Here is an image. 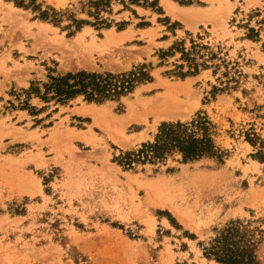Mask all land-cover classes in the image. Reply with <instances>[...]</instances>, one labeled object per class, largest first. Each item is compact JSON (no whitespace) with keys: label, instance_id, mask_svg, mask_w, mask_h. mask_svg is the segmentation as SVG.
<instances>
[{"label":"rangeland","instance_id":"obj_1","mask_svg":"<svg viewBox=\"0 0 264 264\" xmlns=\"http://www.w3.org/2000/svg\"><path fill=\"white\" fill-rule=\"evenodd\" d=\"M88 1L0 0V264H218L203 255L216 229L236 219L264 229V0L112 1L108 27L93 25ZM72 20L89 23L76 30ZM191 47L205 67L181 77ZM143 64L151 80L119 101L32 97L30 111L12 95L50 70ZM167 86L187 91L180 109L143 113ZM199 114L222 161L182 162L174 152L134 169L118 163L162 122Z\"/></svg>","mask_w":264,"mask_h":264},{"label":"trees","instance_id":"obj_2","mask_svg":"<svg viewBox=\"0 0 264 264\" xmlns=\"http://www.w3.org/2000/svg\"><path fill=\"white\" fill-rule=\"evenodd\" d=\"M119 2L123 8L130 5L156 7L157 1L153 0H89L87 13L95 19L94 26L108 27L107 19L102 17V12L110 11L111 2ZM159 9V8H158ZM48 12H42L41 18L47 19ZM53 23L58 19L53 17ZM77 30L87 21L72 20ZM247 36L254 34L249 29ZM181 58L187 62L188 70L179 72V76L195 75L199 67L205 64L198 63L196 47L189 50L182 49ZM180 70L184 66H178ZM52 70L46 76V81L31 82L27 89L18 92L12 91L17 108L35 111L30 106L32 97L44 103L66 104L79 96L86 102L97 104L106 101H119L121 97L131 93L139 84L149 82L151 76L146 65L134 67L128 72H88L76 71L52 75ZM217 89V88H215ZM9 104L14 107L12 102ZM246 140L254 144L257 136L254 132L246 133ZM178 153L182 162L199 160L204 157L223 159V153L218 149L213 137V124L205 115H196L189 121L162 122L154 136L153 141L142 143L138 149L125 152L118 157V163L127 169H134L136 164L154 163L164 160L172 153ZM259 158L264 159V152H259ZM264 247V229L253 225L249 220H231L219 229L203 247V255L218 264H261L259 252Z\"/></svg>","mask_w":264,"mask_h":264},{"label":"bare ground","instance_id":"obj_3","mask_svg":"<svg viewBox=\"0 0 264 264\" xmlns=\"http://www.w3.org/2000/svg\"><path fill=\"white\" fill-rule=\"evenodd\" d=\"M186 94L187 91L182 87L167 86L163 93L151 97L142 103V112L145 114H151L156 119L172 116L180 109V96Z\"/></svg>","mask_w":264,"mask_h":264}]
</instances>
